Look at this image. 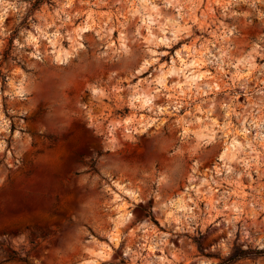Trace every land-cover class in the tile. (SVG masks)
Returning <instances> with one entry per match:
<instances>
[{
	"label": "rangeland",
	"instance_id": "obj_1",
	"mask_svg": "<svg viewBox=\"0 0 264 264\" xmlns=\"http://www.w3.org/2000/svg\"><path fill=\"white\" fill-rule=\"evenodd\" d=\"M256 251L264 0H0V264Z\"/></svg>",
	"mask_w": 264,
	"mask_h": 264
},
{
	"label": "bare ground",
	"instance_id": "obj_2",
	"mask_svg": "<svg viewBox=\"0 0 264 264\" xmlns=\"http://www.w3.org/2000/svg\"><path fill=\"white\" fill-rule=\"evenodd\" d=\"M148 21V23H150V22H152L151 21V19L150 18H148V20H146L145 19V23ZM32 38H34V37H32ZM60 56L59 55H57V58H59ZM181 58V57H180ZM180 62H181V67H184V68H181V69H179L180 71H181V73H183L185 70H186V68H187V66L189 65L188 63H186V61L185 60H183V59H181L180 60ZM185 69V70H184ZM183 75H184V73H183ZM184 77H185V79H186V81L188 82V84L190 85V86H192V84L195 82V80L197 79V78H199V76L197 75H192L191 77H186L185 75H184ZM162 82V81H161ZM160 83V82H159ZM141 95V94H140ZM135 96L134 97V99H135V101H137V102H141V103H147L148 102V99L146 100V99H141L142 97L141 96ZM232 148H235V144L232 142ZM176 209H178L177 208V206H176ZM124 217H126V216H124Z\"/></svg>",
	"mask_w": 264,
	"mask_h": 264
},
{
	"label": "trees",
	"instance_id": "obj_3",
	"mask_svg": "<svg viewBox=\"0 0 264 264\" xmlns=\"http://www.w3.org/2000/svg\"><path fill=\"white\" fill-rule=\"evenodd\" d=\"M263 253H264L263 251H256V252L254 253V256H255V257H258V256L262 255ZM246 257H247L246 254H245V255H240V254H238V255H233V256L227 258L226 260L222 261V262L219 263V264H233L234 262H236V261H238V260H241V259H244V258H246Z\"/></svg>",
	"mask_w": 264,
	"mask_h": 264
}]
</instances>
